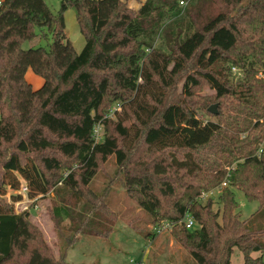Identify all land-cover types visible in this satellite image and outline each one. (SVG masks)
Masks as SVG:
<instances>
[{"label":"trees","instance_id":"obj_1","mask_svg":"<svg viewBox=\"0 0 264 264\" xmlns=\"http://www.w3.org/2000/svg\"><path fill=\"white\" fill-rule=\"evenodd\" d=\"M69 7L86 42L80 53L66 34ZM39 30L48 45L25 48ZM30 68L45 79L39 89L26 79ZM260 72L264 0H146L137 10L127 0H62L57 15L45 0H2L0 264H67L55 258L31 210L15 212L24 186L29 198L65 189L104 215L99 226L114 224L118 213L89 186L113 155L128 195L153 226L173 222L171 233L196 264H232L235 248L242 264H264L252 256L264 251V226L248 227L235 192L258 202L251 220L264 215ZM182 76L180 96L170 97ZM206 86L214 92L202 93ZM87 214L80 212L81 225L68 206L54 217L58 226L67 217L77 232L103 234Z\"/></svg>","mask_w":264,"mask_h":264},{"label":"rangeland","instance_id":"obj_2","mask_svg":"<svg viewBox=\"0 0 264 264\" xmlns=\"http://www.w3.org/2000/svg\"><path fill=\"white\" fill-rule=\"evenodd\" d=\"M45 1L52 12L57 15L60 11L62 0ZM145 1L127 0V4L137 10ZM64 16L67 37L77 52L80 53L84 49L86 42L77 21L76 9L69 7L65 11ZM49 41L51 39L45 40L39 30L38 36L25 42L24 47L29 49L47 46ZM26 79L32 84L34 89L41 88L45 83V79L36 74L31 68L26 72ZM184 79L185 76H182L178 80L176 91L171 90L169 92L170 97L172 95L180 96ZM213 92L207 86L202 90L204 94ZM114 117L115 114L112 115V118ZM116 170V160L113 155L103 164L101 170L89 185L97 194H104L102 201H106L119 215L118 220L114 224L107 225V230H105L104 224L102 226L97 224L100 218L104 216L102 213L98 215L96 211H89L87 204L83 208L85 199L82 198L79 201V199L70 196L65 189L60 195L51 190L45 196L29 198L26 196L27 193L24 186L20 191L23 198L13 204L14 210L16 213L31 210V222L42 231L46 241L52 247L55 258L67 264H136L140 259L145 260L147 264H196L194 257L175 239L171 231L158 234L155 237L147 235L154 227L151 222V215L143 210L133 197L128 195L126 189L118 181L120 175L117 174ZM66 175L67 172H65L64 176ZM60 186H62V182L57 185V187ZM235 192L240 204L241 217L246 220L248 227L258 228L264 226V215L254 220L250 219L258 209V202L249 201L239 189ZM8 193V196H10L12 191L9 189ZM220 193V189L210 193V196L214 199V208L217 210L221 207L218 199ZM210 196L207 195L206 199ZM61 206H68L70 210H74L77 225L84 224L87 220L79 215L80 212L88 213L86 215L88 220H93L98 231L103 234H98L95 229H92L93 233H90V229L85 233L82 231L77 232L75 227H71V219L67 217L63 218L60 226L56 225L54 212L56 208ZM101 212L103 211L101 210ZM86 227L89 228L88 226ZM109 228L110 230L108 231ZM262 242L264 244V236L262 237ZM252 256L263 257L264 259V251L254 252ZM131 259H135V261L132 262ZM244 260V253L235 248L232 264H242Z\"/></svg>","mask_w":264,"mask_h":264},{"label":"built area","instance_id":"obj_3","mask_svg":"<svg viewBox=\"0 0 264 264\" xmlns=\"http://www.w3.org/2000/svg\"><path fill=\"white\" fill-rule=\"evenodd\" d=\"M1 4H2V0H0V5ZM232 73L234 74V76H240L241 75L239 68H237L236 66L232 67ZM259 76H264V72H260ZM119 109H120V105H117L116 107H114L112 109V113L110 116L114 115L115 111L119 110ZM94 134H95V138L97 141H99L102 138V125L101 124L96 125V127L94 129ZM263 145H264V143H263ZM226 185H227V182L222 183V186H226ZM24 189L27 191L26 186L24 187ZM207 195H209V194H203V196H202L203 201L206 200ZM183 222L186 224V226L188 228L194 227L195 223H196L195 220L189 214H187L185 216ZM172 227H173V222L170 220H166V221H162V222L158 223L156 226H154L153 230H154L155 234L158 235L161 233H165L167 231H171ZM131 261L134 262L135 259H131ZM136 264H147V263L145 262V260L140 259L136 262Z\"/></svg>","mask_w":264,"mask_h":264},{"label":"water","instance_id":"obj_4","mask_svg":"<svg viewBox=\"0 0 264 264\" xmlns=\"http://www.w3.org/2000/svg\"><path fill=\"white\" fill-rule=\"evenodd\" d=\"M209 110H210L212 113L216 114V113L218 112V110H217V104H213V105L209 108Z\"/></svg>","mask_w":264,"mask_h":264}]
</instances>
